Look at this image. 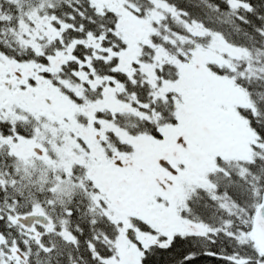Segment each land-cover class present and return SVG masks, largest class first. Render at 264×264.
<instances>
[{"label":"snow or ice","instance_id":"6c2138e0","mask_svg":"<svg viewBox=\"0 0 264 264\" xmlns=\"http://www.w3.org/2000/svg\"><path fill=\"white\" fill-rule=\"evenodd\" d=\"M0 264H264V0H0Z\"/></svg>","mask_w":264,"mask_h":264}]
</instances>
